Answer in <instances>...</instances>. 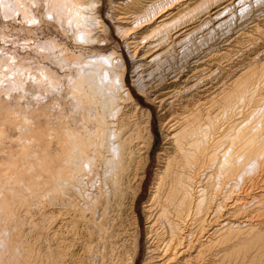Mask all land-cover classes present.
Here are the masks:
<instances>
[{
    "label": "bare ground",
    "instance_id": "bare-ground-1",
    "mask_svg": "<svg viewBox=\"0 0 264 264\" xmlns=\"http://www.w3.org/2000/svg\"><path fill=\"white\" fill-rule=\"evenodd\" d=\"M206 1L126 0L123 8L109 0L107 17L113 11L134 60L132 84L160 115L162 144L142 204L141 264H264V188L254 192L264 176V70L234 65L225 79L217 63L210 67L220 54L202 55L197 47L205 35L198 31L207 13L225 11L233 0L203 8ZM46 4L48 19L71 27L75 40H105L100 0ZM22 10L24 20L35 18ZM30 45L41 60H14L20 54L7 51L14 59L7 55L12 62L0 74L13 88L14 106L0 118V159L9 157L0 160V264H36L22 230L34 221L21 212L29 215L42 197L48 229L57 221L61 230L54 246L46 244L47 263L134 264L133 204L152 142L150 111L126 86L118 51L94 49L83 59V51H68L52 37ZM7 138L17 142L15 153Z\"/></svg>",
    "mask_w": 264,
    "mask_h": 264
},
{
    "label": "rangeland",
    "instance_id": "rangeland-1",
    "mask_svg": "<svg viewBox=\"0 0 264 264\" xmlns=\"http://www.w3.org/2000/svg\"><path fill=\"white\" fill-rule=\"evenodd\" d=\"M3 1L4 0H0V59L1 61L3 60V65L1 64L2 62L0 61V68L2 67L0 69L1 75H3L4 71L6 70V67L8 66V62L10 64L13 61L14 57H15L14 60H16L18 58L21 59L25 55H27L28 57L27 56L26 57L28 58V61H29L30 60L29 57L32 58V56L34 57L36 55L37 59L41 60V55L33 52V50H31V48H29L28 46H31L30 44L37 42V40L42 41L45 39H49L51 37L53 39L55 38V40L58 43L67 47L68 51L70 50L74 53H80L83 51L82 53L84 54V56L82 55L83 59L88 56L87 52H89L90 50H94V49L95 51L97 50V52H103V53L114 50V51H118L122 55L124 62H125V67H126L125 75H124V82L126 86L128 87L129 91L131 92V95L136 100V102H138L139 105H141L142 107L147 108L151 114L150 131L152 134V142H151V146H150V150L148 154V163L145 169L144 177L141 181L139 190L136 194L134 204H133L134 213L136 214L138 218L137 220L139 224V241H138L139 248H138V253L135 258L134 264H141L143 256L146 252V245H147V241L145 239V218L142 212V204L148 196L149 186L151 184V181L154 175V169L157 163V159H156L157 151L159 150L162 144V134H161L160 126L158 122L160 115L157 109V105L153 103L152 101H150V99L148 100L145 94L140 92L132 84L131 74H132L134 60L131 59L129 52H127L128 50L125 44H123L124 43L123 37L118 32H117L118 34L116 33L115 22H114L115 15L113 11H112L113 15L111 14L110 18L107 17L106 13L109 11V7H110L109 0H100V5L97 7L98 15L101 17L104 23L109 27L108 33L106 34V38L104 41L92 40L88 42L81 41V40H75V38L72 36L73 34L71 33L73 32V29H71V27H68L70 28L68 29L66 26L65 29L64 28L62 29V27L58 23L48 19L47 17L48 14H47V9H46L47 0H5L6 6L2 5ZM81 1H84V0H81ZM113 1L116 4L118 3L117 6H120L123 8L127 7L126 0H113ZM208 1L211 2L214 0H208ZM208 1H206L203 8L206 6H209ZM218 1H221V0H218ZM229 1H232V0H227V2ZM221 2H222L221 3L222 5L223 1ZM113 8L119 9V7H113ZM229 8L223 11L224 13L222 12V10H220L219 12L218 11L214 12L213 13L214 15L207 13L209 17H206L205 20L203 21L206 23H204L203 26L198 31L200 33L199 35H203V36L205 35V37L206 36L207 37L206 38L202 37V41L200 42L201 44L199 43L197 48L201 50L202 55L206 54L207 52H210V53L217 52L218 54H220L221 56L214 55L215 58L218 56L219 57L216 59L213 57L212 59L214 60H212V62L211 61H207V62H209L208 64H211L210 67L213 65L212 67L213 69L218 64L221 67L223 74L225 72H228V70H231L230 69L231 66H234V65L235 67L239 65L241 68H244L245 70L252 69L254 67H255L254 69L259 68V69L264 70V11H263L264 10V0H240V1L233 0L230 3ZM22 9L27 10V12L30 15H34L35 18L37 19L29 17L26 20H24L21 16L22 15L21 12L23 11ZM210 10H212L211 12L214 11V9L212 8ZM205 14L201 13L200 15H198L197 17L198 20L196 19L197 22L201 20V18H204ZM218 14L220 16H218ZM212 17H215V18L213 19ZM210 18L212 19V21L210 20L208 22ZM220 19L222 21L227 19L226 23L224 24L222 23L219 26V22H222ZM197 22L195 23L197 24ZM215 26H216V29H215ZM225 30L227 31V33ZM203 39L205 40L203 41ZM213 49L214 50L217 49L219 51L217 50L214 51ZM1 50H4V51H1ZM7 51L12 55L14 52H16V54L18 55L20 54V57L16 55L12 57L10 54L7 53ZM1 52H3L4 54L5 53L7 54L2 55ZM7 55H9L8 56L10 58L9 60H12V61L8 60ZM2 58H7V59H2ZM51 66L54 70H58L59 72V69L57 67H55L54 65H51ZM62 72L63 71L60 70L59 72L60 76L63 75ZM224 75L223 76L226 79L227 78L226 74ZM261 77L262 78L264 77V72ZM12 94H13V88L10 85V83H8V81L5 78H0V109L3 111V113L0 112V118L2 115H4V113L6 115V112H7L6 110H8V108H9V113L13 111L12 107L14 108V106H12L13 105L12 102L9 103L10 99H12ZM5 102H7L8 107L5 105L6 104ZM3 103L4 105H2ZM135 113H136L135 115L137 116L141 114L142 112L140 113L139 111L136 110ZM0 120H1L0 122L3 121V119H0ZM4 125L5 126L3 125L2 126L5 128V134L6 133L9 134L8 135L9 138L16 137L17 132L10 129V127L6 126V124ZM9 138L4 139V142H5L4 144L5 145L12 144L13 145L12 152L15 153V150L17 148L16 146L17 142L16 141L12 142V140H10ZM8 158L9 157L4 155L0 160L6 161ZM263 180H264V176L263 178L260 179L261 182L260 181L258 182L259 187L254 190L255 193H260L258 191L260 189V186L264 188ZM42 202H43V197H42L41 202L37 206L35 205L29 208L30 209L29 210L30 213L28 212L29 215H25L24 211L21 212V214L24 215L25 218L27 217L28 219H31V220L33 219L34 221V224L25 223L23 225L22 230L24 233V239H28L33 245V247L35 248L33 260L36 262V264H59V263H56L55 260H53L52 263L51 261L47 263L49 259L46 256V252L44 251V249L46 250V244H51L52 246H54V244L57 241H59L60 233L58 232H61V230L58 231L57 228L55 229V227H57L58 225L57 221L55 224H52V226H55V227H51V229L50 228L48 229L49 224H48V218L46 216L47 213H45L44 215V212H46L45 210H48V207L44 206L45 204H43L44 202L43 203ZM40 204L42 206H40ZM37 207L39 209L43 207L44 209L42 208L41 210H39ZM123 217L125 219L123 222L126 225L128 223L129 217L128 215H126V213L123 214ZM54 230L56 231V233ZM57 234L59 235L57 236ZM53 235L56 240L52 238ZM48 239L49 240L51 239L50 240L51 242ZM47 241L48 243H45ZM53 241H55V243ZM42 257H44V259ZM45 257L48 260H46ZM223 263L224 262L220 264H223ZM224 264H237V263L231 260V261L225 262Z\"/></svg>",
    "mask_w": 264,
    "mask_h": 264
}]
</instances>
